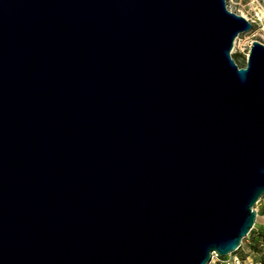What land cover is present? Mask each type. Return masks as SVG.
Here are the masks:
<instances>
[{"label": "water", "instance_id": "water-1", "mask_svg": "<svg viewBox=\"0 0 264 264\" xmlns=\"http://www.w3.org/2000/svg\"><path fill=\"white\" fill-rule=\"evenodd\" d=\"M225 0H0V264H206L264 194V43Z\"/></svg>", "mask_w": 264, "mask_h": 264}, {"label": "rangeland", "instance_id": "rangeland-1", "mask_svg": "<svg viewBox=\"0 0 264 264\" xmlns=\"http://www.w3.org/2000/svg\"><path fill=\"white\" fill-rule=\"evenodd\" d=\"M225 4L250 21V27L235 36L230 49L236 64L243 66L251 40L264 43V0H225ZM253 208V223L238 247L222 256L212 254L206 264H264V194L257 198Z\"/></svg>", "mask_w": 264, "mask_h": 264}, {"label": "built area", "instance_id": "built-area-1", "mask_svg": "<svg viewBox=\"0 0 264 264\" xmlns=\"http://www.w3.org/2000/svg\"><path fill=\"white\" fill-rule=\"evenodd\" d=\"M212 254H215V253H214V252H211L210 256H211ZM215 255H216V254H215Z\"/></svg>", "mask_w": 264, "mask_h": 264}]
</instances>
